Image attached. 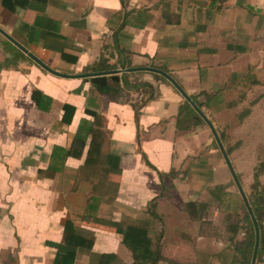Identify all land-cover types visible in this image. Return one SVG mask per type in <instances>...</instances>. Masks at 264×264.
Listing matches in <instances>:
<instances>
[{
  "label": "crops",
  "instance_id": "crops-1",
  "mask_svg": "<svg viewBox=\"0 0 264 264\" xmlns=\"http://www.w3.org/2000/svg\"><path fill=\"white\" fill-rule=\"evenodd\" d=\"M0 30V264H222L224 155L193 106L202 121L178 127L188 101L150 69L240 129L264 0H0Z\"/></svg>",
  "mask_w": 264,
  "mask_h": 264
},
{
  "label": "trees",
  "instance_id": "trees-1",
  "mask_svg": "<svg viewBox=\"0 0 264 264\" xmlns=\"http://www.w3.org/2000/svg\"><path fill=\"white\" fill-rule=\"evenodd\" d=\"M139 86H143L145 92L148 93V97L142 102V104L140 105L141 107L154 98V88L147 83H142ZM35 99L38 107L41 109H47L51 102V99L48 97H43L41 99L35 96ZM194 103L196 102L194 101ZM70 109V106H65L66 113ZM196 116L197 113L195 109L190 103L186 102L180 109V113L178 116V127L183 130H189L193 126L198 125L200 121H202V119L199 116H197L198 118ZM246 116L247 114L240 115V120H243ZM68 122H70V120H68ZM232 150L233 149H228V154L233 152ZM61 152L65 151L61 150ZM262 176H264V161H262L255 168V182L252 186V193L250 195L246 194L260 231V246L257 257L258 259H260L264 254V184L261 183ZM230 198L231 199H229L228 201L222 200V204L226 205V210H229L230 212L238 215L240 220L234 228V236L231 239L229 245L221 252L220 260L222 261V264H252L257 237L256 228L243 198L232 195L230 196ZM89 208H92L91 204ZM242 230H244V237L239 240L237 239V237ZM138 260L139 259H137V261Z\"/></svg>",
  "mask_w": 264,
  "mask_h": 264
},
{
  "label": "rangeland",
  "instance_id": "rangeland-1",
  "mask_svg": "<svg viewBox=\"0 0 264 264\" xmlns=\"http://www.w3.org/2000/svg\"><path fill=\"white\" fill-rule=\"evenodd\" d=\"M251 97L252 98L246 103L245 111L251 110L250 108L253 106V114L249 115V117H244L245 121L240 129H235L234 131L230 130L228 132L225 127L222 126L220 127V131L216 129L223 146L227 145L226 140L229 141L227 142L229 146L227 148L224 146L226 152L228 149H233V152L229 154L227 152V154L240 185L247 195L252 193V186L255 182V168L264 161V84L258 87ZM251 101L254 102L251 103ZM255 101H257V103ZM222 134H225L227 139L226 137L222 139ZM239 143L240 146L238 145ZM224 164L228 176L227 183L224 185L228 190L242 197L225 157ZM261 183L264 184V176L261 177ZM239 220V217L236 216L233 218L232 223L237 224ZM243 237L244 230L238 234V239L240 240ZM256 264H264V254L260 259L257 258Z\"/></svg>",
  "mask_w": 264,
  "mask_h": 264
},
{
  "label": "water",
  "instance_id": "water-1",
  "mask_svg": "<svg viewBox=\"0 0 264 264\" xmlns=\"http://www.w3.org/2000/svg\"><path fill=\"white\" fill-rule=\"evenodd\" d=\"M1 31V30H0ZM5 34V33H4ZM7 36L8 39H10L12 42H14L18 47H20L22 50H24L25 52H28L26 51L23 47H21L20 45H18L10 36H8L7 34H5ZM29 55L35 59L37 61V63H39L40 65H42L44 68H46V66L41 63L37 58H35L32 54L29 53ZM48 69V68H46ZM140 69H125V70H117V71H113V72H102V73H92V74H88L86 75L88 78H90L91 80V83L95 84V85H105L107 83V80H108V76H112V80H117L119 81V77L117 76L118 74L122 73V72H132V71H138ZM151 71H155L159 74H162L164 76H166L179 90L180 92L183 94V96L187 99V101L196 109L197 113L199 114V116L211 127L213 133H214V136L217 140V143L227 161V164L231 170V173L233 174L234 176V179L236 181V184L238 186V189L240 191V194L243 198V200L245 201L246 205H247V208L251 214V217H252V220L254 222V225H255V228H256V245H255V249H254V254H253V260H252V264H256L257 263V257H258V251H259V246H260V231H259V227H258V224H257V221L255 219V216L252 212V209L250 207V204L248 202V199H247V196L244 192V190L242 189L241 185H240V182L236 176V173L232 167V164L230 162V159L228 157V154L221 142V139H220V136L218 134V131L216 130V128L214 127V125L212 124V122L207 118V116L195 105V103L193 102V100L179 87V85L172 79L170 78L169 76H167L165 73L159 71V70H154V69H150Z\"/></svg>",
  "mask_w": 264,
  "mask_h": 264
}]
</instances>
